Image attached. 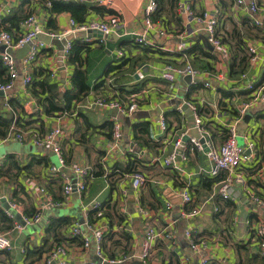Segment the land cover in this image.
<instances>
[{"label": "crops", "instance_id": "1", "mask_svg": "<svg viewBox=\"0 0 264 264\" xmlns=\"http://www.w3.org/2000/svg\"><path fill=\"white\" fill-rule=\"evenodd\" d=\"M74 1L87 4L88 21L107 20L109 16L114 15L119 19V25L114 32L102 35L96 32L90 36L79 32L75 35L77 42L88 46L87 52L83 51L82 55L86 56V83L91 88L86 100L77 105L80 114L78 115L76 111L75 114L56 116L43 114L29 88L22 86L23 75L41 77L43 73L48 72L49 79L58 83L60 91L71 88L70 76L73 65L65 62L63 66H58L56 63L58 43H48L46 38H44L46 43L39 42V37L35 40L40 46V51L32 62L25 63L24 57L20 59L14 55L19 76L13 83V89L6 95L7 99L0 96V111L13 113L16 117L20 113H25L23 104L32 102L30 99H33L31 111L39 118L41 130L44 132L55 125L63 129L61 148L66 165L60 170L72 181L76 177L69 169V164L74 163L87 165L92 171L102 168L104 175L94 176L87 181L82 197L74 190L65 200L62 194V179L49 178L46 173V163H58L51 149L35 146L28 138L23 142L14 139L0 142V166L3 170L7 169V155L14 156L21 165L30 163L29 169L22 171L15 178L0 176V211L10 209L3 206L5 202L8 204L13 200L18 205L16 210L10 209L9 218L13 226L0 228V233H6L12 244V249L0 250V264H29L28 262L34 261L32 264H39L40 262L35 259L44 257L47 251L39 257H36L37 254L34 256L31 254L32 257L28 255L26 258L21 248L41 246L45 238L52 245L54 241L48 238L45 232L51 218L69 217L83 222L85 205L92 201L102 203L109 199L117 200L119 210L125 216L124 224H114L113 229L119 231L124 226L123 228L132 236L130 249L134 252L139 250L138 245L143 238L146 224L139 212V206L148 207L156 212L163 208L164 201L171 203L169 217L156 212L152 225L159 228L168 220L174 221V237L172 241L161 238L156 240L151 264H199L202 259H207V264L259 263L262 256L254 225L257 221L264 220V211L252 205L249 200L251 193L264 198V102L255 104L236 120L237 110L247 99L249 90L240 76L235 78L230 76L229 65L232 60L238 59L235 53L239 52L238 43L241 41H245L246 48L248 45H254L260 58L264 59V0H257L259 6L257 17L260 21L258 25L252 22L249 11L243 6L236 5L235 0H177L174 7L166 5L165 9L155 11L153 16L157 25L147 31L145 34L147 43L143 45L135 43L134 36L137 33H144L143 9L146 0ZM3 2L4 0H0V4ZM3 5L4 8L0 6V21L8 17L7 26L11 29L15 28L14 23L17 22L12 18L15 15H24L30 10L38 14L45 29L55 33L69 28V19L72 17L69 12L52 13L50 19L53 21L50 25L46 11L50 6L48 0L42 3L36 0H9ZM92 6L111 10L112 13H99L90 9ZM6 7L10 9L9 13H5ZM203 11L214 12L218 16L217 33L223 42L220 48L209 49L201 39L205 34L196 17ZM18 24L20 30L14 29L12 34L19 36L24 32V28L22 21ZM159 31H163V34ZM1 50L0 47V62ZM208 53L211 56H207ZM262 60L253 65L248 64L244 71L248 79L256 85L264 83ZM119 63H122V67L109 73L106 86L110 83L113 86L115 83L114 86L121 89L120 92L124 96L120 97L122 104H126L133 94L139 99L137 110L131 116H116L121 124L123 142L133 143L134 148H137L132 137V125L141 121L149 122L150 139L153 142L151 146H142L139 152H135L140 162L132 173H122L114 169L116 163L122 165L128 159L120 149L107 158L104 157L106 145L111 138L112 117L114 118L117 112L93 106L85 107L87 101L102 95L105 100L114 98L111 97L114 90L105 88V84L96 89L94 86L108 65ZM186 63H190L201 72L195 83L187 81L184 76H177L173 82L162 79L161 71L167 64L180 66ZM39 72L41 75H37ZM4 77V74H0V78ZM196 83L200 86L193 89L187 99L186 92ZM205 83H208V86ZM124 89H133V92L127 94ZM9 99L12 100V105L9 102L6 104ZM186 102L199 107L203 127L208 131H216L219 127L227 128L236 121L238 143L243 147L248 141L255 144L251 151H247L249 159L241 165L245 183L237 187L231 200H222L219 196L213 195L212 187L209 189L206 186L204 179L210 178L211 162L204 151H186V159L176 156L172 164L167 166L163 163V159L174 149V141L183 137L188 129L195 127L189 119L192 116L190 109L187 106L182 108ZM160 115L164 116L168 124V132L164 135L160 134L158 127ZM36 125L38 123L32 124L33 127ZM81 133H85L84 142L77 141ZM153 135L161 139L156 141ZM165 137L170 140L168 143L163 142ZM135 173L143 174L146 179L139 189H133L131 186ZM184 186L188 187L193 197V201L188 204H183L179 195L180 189ZM39 187H43L54 199L64 200L63 204L58 207H44L39 222L29 224L32 231L29 228L27 230L15 228L14 225L19 223L22 215L31 217L43 205V193L39 191ZM199 205H202L200 215L193 218L185 217V213ZM107 219L101 218L96 225L107 228ZM2 225L4 224L0 223V226ZM187 228H192L194 240L204 241L196 252L189 249L184 235ZM86 233L91 234L89 231ZM58 239L67 245L68 254L65 259L99 262L93 242L90 247L84 248L81 240L68 239L63 233L58 235Z\"/></svg>", "mask_w": 264, "mask_h": 264}, {"label": "built area", "instance_id": "2", "mask_svg": "<svg viewBox=\"0 0 264 264\" xmlns=\"http://www.w3.org/2000/svg\"><path fill=\"white\" fill-rule=\"evenodd\" d=\"M103 1V0H102ZM5 3L9 0H4ZM3 2V3H4ZM236 5L245 7L252 17V22L255 25L260 24V21L257 17V12L259 11V6L257 0H235ZM0 4L2 8L5 6ZM49 4V3H48ZM158 3L157 0H146L143 13H144V33H137L134 36V41L137 44L147 43L145 34L150 28H153L157 25L155 21L152 20V16L157 10ZM10 9L5 8V13H9ZM197 21L202 25L204 31V36L207 38V41L213 46L220 48L223 45L222 39L217 33V25L219 22L218 16L214 12L203 11L196 17ZM119 25V19L115 16H109L107 20L102 19H90L86 22H77L72 17L69 19V28L61 32H51L45 29L40 21V17L36 12H30L23 20L22 26L24 32L21 35H14L12 32L6 31L4 29L0 30V45L3 46V51L1 52V61L6 67L8 73V80L5 82H0V91H3L8 95V93L13 89V83L15 79L18 78V69L16 65V60L14 54L11 50L19 49L25 44H30V49L26 56L24 57L25 63L32 62L38 55L40 51V46L36 42V38L39 35H49L54 40H63L65 42L59 47L57 52V64L58 66H63L66 62L68 53L71 49V42L75 39V35L79 32L87 31H99L102 34L114 32ZM163 34V31H159ZM39 39V38H38ZM41 42V41H39ZM248 55V64H255L260 58L259 52L254 45H248L246 48ZM264 60V59H263ZM262 60V61H263ZM57 66V67H58ZM201 72L194 68L190 63L184 65L175 66L167 64L161 71L162 79L173 82L176 80L177 76H191V83H195L196 77ZM245 83L246 89L249 90V95L245 101H243L238 110L236 120L242 117L248 110L253 107L255 104L263 101L264 102V83L256 85L253 81L248 79L247 74L243 72L240 77ZM22 86L28 87L31 82V76L25 74L21 77ZM208 86V83H205ZM5 95L6 99L7 96ZM32 102H27L23 104V111L30 115L33 114L31 104L34 103L33 99H30ZM138 97L135 94L131 95L129 101L126 104H122L117 98H112L105 100L102 97H96L91 101H87L85 107L90 108L91 106L97 107L101 110H114L116 109V115L112 117V134L111 138L108 140L106 145L104 157H108L116 152L121 150L122 154L126 152H135L134 144L131 143L124 144L123 142V133L121 130V124L117 120L116 116H131L138 107ZM8 104V100L6 102ZM185 105L190 109L193 116L192 123L198 129L199 133L204 138V142H201L198 138L190 137L188 142H183L182 137L177 138L174 141V149L171 151L170 155L163 159L165 165L172 164L176 156L186 159V151H195L200 150L204 151L208 160L211 162V167L209 171L210 177H218L219 179L212 185V194L219 196L222 200H231L235 196L237 187L245 183V177L241 170V165L249 159V154L247 151H251L255 144L253 141H248L246 146H241L237 140L236 134V121L228 125L227 136L221 142L215 141L211 137L210 131L207 128L203 127V118L198 113L197 105H193L190 102H186ZM68 113H64L66 115ZM75 114V111L72 112ZM15 118L11 123L7 134L3 137H0V142H5L11 139L23 142L26 138L35 146L47 147L52 150L53 154L57 157L58 163H49L46 167V173L49 178L62 179V194L63 197H69V195L75 190L79 196H83L84 191L87 185V178L91 176L92 169L91 167L84 164H69V169L73 172L76 179L70 180L68 175L64 171L60 170L61 167H65L64 154L61 148L62 138H63V129L59 125H55L48 130L40 133L34 128L22 127L15 122ZM114 119V120H113ZM158 127L160 134L164 135L168 132V124L166 123L164 116L160 115L158 118ZM185 134V133H184ZM154 140L159 141L161 138L153 135ZM167 137L163 139L164 143H168ZM141 150V149H140ZM139 152V150L137 151ZM103 157V158H104ZM105 158V159H106ZM159 161V160H157ZM146 179L143 174L135 173L132 176L131 186L133 189H139L143 186ZM39 191L43 193V205L38 208L36 213L31 217H26L24 215L21 218L24 222L29 224H34L39 222L42 216V210L44 207H58L63 204L64 200L58 201L55 200L50 194H48L43 187H39ZM179 195L181 197L183 204H188L193 201V197L190 194L188 187L184 186L180 189ZM250 203L259 207L264 211V198L251 193ZM10 209H17V204L15 201H10ZM100 203L98 201H92L90 204L84 206L85 219L83 222H78L76 220H71V225L67 232L63 233L65 237L77 238L81 240V245L84 248L90 247L93 242L95 245V253L99 258L98 263L84 262V261H73L65 259V256L68 254L67 245L63 242H56L52 248L48 251L45 258H43L39 264H128L134 259H138L144 264H151V257L154 253V244L157 239H165L167 241H172L174 237V221L168 220L166 224L159 228H155L152 225L154 216L158 214L165 215L169 217V212L172 208V205L169 201H164V206L161 210L153 211L152 209L139 206V212L145 219V231L142 240L138 245V252L131 251L128 255L121 256L117 254L114 258H107L102 254L101 251V242L106 227L102 225H96L91 223L87 218L88 210L92 208L99 207ZM10 209H6L4 213L8 216L11 215ZM217 210V208H215ZM202 212V205L192 207L185 217L193 218L197 215H200ZM15 228L22 229L19 223H16ZM89 231L91 234L86 233ZM254 231L258 239V244L260 248V254L264 258V220H259L254 225ZM184 235L188 241L189 249L193 252H196L200 245L204 244L203 240H194L192 238V228H187L184 231ZM12 249V244L6 233H0V250H10ZM21 252L25 253V248H21ZM187 261V257H186ZM207 259H202L199 264H207Z\"/></svg>", "mask_w": 264, "mask_h": 264}, {"label": "trees", "instance_id": "3", "mask_svg": "<svg viewBox=\"0 0 264 264\" xmlns=\"http://www.w3.org/2000/svg\"><path fill=\"white\" fill-rule=\"evenodd\" d=\"M33 1V0H30ZM40 3L44 2L45 0H36ZM50 2V6L47 8V16L48 18H51L52 13H60V12H69L72 18L77 22H86L88 21L87 14H88V6L84 2L74 1V0H48ZM177 0H157L158 3V10L165 9L166 5L169 7H174L176 5ZM90 9L95 10L99 13H112L111 10L99 8V7H91ZM32 10L27 11L24 13V15H15V17L12 18L16 19L17 22H15V30H20V27H18L19 21H22ZM155 15V14H154ZM116 17V15H114ZM154 16H152V20H154ZM11 19V18H10ZM9 18L4 17L0 21V30L4 29L6 31L12 32L10 26H7ZM52 21L50 19V25H52ZM48 22V23H49ZM78 39H73L71 42V49L68 53L66 63L73 65V71L70 76V82H71V88H67L64 91H60L58 89V83L55 81H52L49 79V73H43L41 77H32L31 76V82L28 86L29 91L31 95L33 96L38 108L43 111V114L46 115H62L64 113L72 114L73 111H76L79 115V110L77 109V105L81 104L86 100V97L90 93V86L86 83V56L82 55V52L85 53L88 50V46L86 44H82L77 42ZM239 52H236L235 55L238 56V59H234L231 61L229 65V74L231 77H239L246 69L248 65V55L246 53V46L245 41L238 43ZM207 56H211L210 53H208ZM122 63H119L117 65L110 64L108 65L103 75L101 76V79L99 82L96 83L94 86L95 89L106 83L107 78L109 77V73L114 71L116 68H121ZM0 74H4V78H0V82H5L8 80V73L6 70V67L4 66L3 62H0ZM37 75H41V72H39ZM111 81V80H110ZM114 81V79H113ZM115 83L113 84V86ZM106 86V84H105ZM112 86V83L107 84L105 88L114 90V93L111 97L117 98L120 101V97L122 96V93L120 92V88ZM200 86L199 83H196L194 85H191L188 91L186 92V98L189 99L190 92L193 89H197ZM105 90H103V94ZM117 91V92H116ZM125 93H131L133 92V89H124ZM116 93V94H115ZM124 93V94H125ZM106 96V95H105ZM103 97V95H102ZM11 105L13 104L12 100L9 99L8 101ZM198 113L200 112V109L198 107ZM34 116V118H32ZM14 114L13 113H4L0 111V137H3L7 134L9 127L11 123L13 122ZM15 122L22 127H29L32 128L33 123H38L36 127L33 128L39 131L40 133H43L41 130L39 118L33 113V114H25L20 113L15 118ZM88 123V122H87ZM107 124V123H106ZM110 124V122H108ZM90 126V123L87 124ZM32 126V127H30ZM149 122L148 121H141L139 123H134L132 125V132H133V140L136 144L137 148L136 151L139 150V148H142V146H151L153 143L150 139V129H149ZM79 128L77 129V131ZM84 130V129H83ZM81 131V130H80ZM211 137L215 141L221 142L225 137L227 136V129L224 127H219V129H216V131H210ZM112 134V133H111ZM85 133H81L77 137L78 142H84ZM135 151V152H136ZM135 152H126V156L128 157L127 161L122 165H117V163L114 166V169H118L122 173H132L135 172L137 168V164L139 161V158L137 157ZM7 169H4L0 166V176L7 175L9 177L15 178L18 176L19 173H21L24 170L29 169V164H19L12 155H7ZM46 163V162H45ZM48 165V163H46ZM101 167V166H100ZM12 171V173H11ZM104 175L102 168L96 171H92L90 178L87 180L89 181L94 176H100ZM105 176H108V174H105ZM219 178L216 177H210L209 179H204V182L206 186L210 189L212 185L218 180ZM113 185V184H112ZM113 187V186H112ZM55 200H60V198H56ZM117 200H105L102 203H100L99 207L92 208L88 210L87 218L88 220L96 224L101 218L105 217L108 218V227L106 231L103 234L102 242H101V251L102 254L107 258H114L117 254L121 256L128 255L131 253L130 245H131V234L122 228L117 231L113 229L114 224L121 225L124 224L125 216L122 214L119 210ZM10 216L6 215L3 211H0V223H3L4 225L0 226V228H11L13 226L12 220L9 218ZM114 219L116 221L114 222ZM69 217H59V218H51L48 222L45 232L46 236L48 238H52V241L59 242L60 239H58V235L61 233H66L71 225V221ZM61 232V233H60ZM77 239V238H75ZM54 242L52 245H50L49 240L45 238L44 243L41 246H33L30 248L29 246H26L25 248V255L26 258L29 255V257H32L31 254L34 256V254H37L36 257H39L43 252L48 253V251L52 248L54 245ZM47 255V254H46ZM40 257L38 259H35L37 262H40L43 258L46 257ZM25 260V259H24ZM34 261V260H32ZM35 262V261H34ZM34 262H28L29 264H32ZM257 264H264V258L261 257L259 263Z\"/></svg>", "mask_w": 264, "mask_h": 264}, {"label": "water", "instance_id": "4", "mask_svg": "<svg viewBox=\"0 0 264 264\" xmlns=\"http://www.w3.org/2000/svg\"><path fill=\"white\" fill-rule=\"evenodd\" d=\"M96 32H98V33H100V34L102 35V33L99 32V31H87V32H83V33H84L85 35L90 36V35H92L93 33H96ZM38 37H39V40H40V41H43V42H45V43H46V41L44 40V38L48 39V43H51V44H52V43H56V44L58 43L59 47H61L62 44L65 42V39H63V40H61V41H59V40H54V39H52L49 35H39ZM201 39H202L204 45H205L207 48H209V49H213V46L207 41V38H206L205 36H203ZM0 47L2 48L1 51H3V46L0 45ZM29 49H30V44H25L23 47H21V48H19V49H17V50H11V52L15 55V57L20 58V59H23V57H25L26 54L28 53ZM15 59H16V58H15ZM183 78L186 79L187 81L191 82V76H190V75H186V76H184ZM5 95H6L5 92L0 91V96H1V97L5 96ZM185 106H186V105H183L182 108H186ZM112 111H116V109H114V110H112ZM189 114H190V113H189ZM191 115H192V114H191ZM189 119H190V121L192 122V116L189 117ZM190 137L198 138L201 142H204V138H203L202 135L199 133V131H198V129H197L196 127H191L190 129L187 130V132H186V133L183 135V137H182L183 142H188V140H189ZM132 144H133V143H131V145H132ZM18 222H19V224H20L21 226H23V228H24L25 230H27L28 228H32V227H30V225H27V224L24 222V220H23L22 218H19ZM36 224H37V223H36ZM130 264H144V263L141 262V261L138 260V259H135V260H132V261L130 262Z\"/></svg>", "mask_w": 264, "mask_h": 264}, {"label": "rangeland", "instance_id": "5", "mask_svg": "<svg viewBox=\"0 0 264 264\" xmlns=\"http://www.w3.org/2000/svg\"><path fill=\"white\" fill-rule=\"evenodd\" d=\"M114 175V174H113ZM101 198H103V197H101ZM3 206L5 207V208H9V204H7L6 202H5V204H3ZM76 207V206H75ZM119 207V206H118ZM39 225V224H38ZM30 227H32V226H30ZM40 227V226H39ZM29 230L30 231H32L33 229L32 228H29Z\"/></svg>", "mask_w": 264, "mask_h": 264}]
</instances>
